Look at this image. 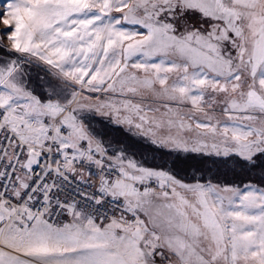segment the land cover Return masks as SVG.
Instances as JSON below:
<instances>
[{
  "label": "snow or ice",
  "instance_id": "1",
  "mask_svg": "<svg viewBox=\"0 0 264 264\" xmlns=\"http://www.w3.org/2000/svg\"><path fill=\"white\" fill-rule=\"evenodd\" d=\"M0 264H264V0H0Z\"/></svg>",
  "mask_w": 264,
  "mask_h": 264
}]
</instances>
